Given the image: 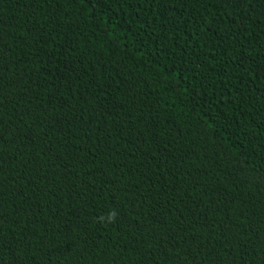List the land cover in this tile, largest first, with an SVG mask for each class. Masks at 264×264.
Returning a JSON list of instances; mask_svg holds the SVG:
<instances>
[{
	"label": "trees",
	"instance_id": "16d2710c",
	"mask_svg": "<svg viewBox=\"0 0 264 264\" xmlns=\"http://www.w3.org/2000/svg\"><path fill=\"white\" fill-rule=\"evenodd\" d=\"M0 264H264V0H0Z\"/></svg>",
	"mask_w": 264,
	"mask_h": 264
}]
</instances>
